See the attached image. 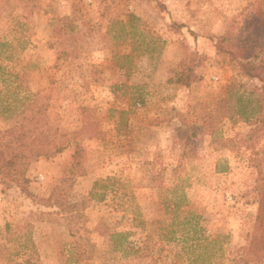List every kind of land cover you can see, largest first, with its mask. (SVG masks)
I'll list each match as a JSON object with an SVG mask.
<instances>
[{"label":"rangeland","instance_id":"rangeland-1","mask_svg":"<svg viewBox=\"0 0 264 264\" xmlns=\"http://www.w3.org/2000/svg\"><path fill=\"white\" fill-rule=\"evenodd\" d=\"M0 43V264H264V89L221 52L264 44V0H0ZM22 103L67 145L29 194L8 167Z\"/></svg>","mask_w":264,"mask_h":264},{"label":"trees","instance_id":"trees-1","mask_svg":"<svg viewBox=\"0 0 264 264\" xmlns=\"http://www.w3.org/2000/svg\"><path fill=\"white\" fill-rule=\"evenodd\" d=\"M225 39L226 37H223L220 41H225ZM238 39V41H244L242 37H238ZM0 46H2L1 43ZM233 47L236 46L230 45V49H221V52L228 54L234 60H238L241 74L245 78L260 81L264 89V44L257 45L248 50L249 52H245L246 49L243 47L234 51L232 49ZM194 56L193 53L187 54V57H189V63H187L185 69L182 70L178 79V83L184 87H190L198 79L194 66ZM21 106V113L24 115V123H22L19 129L16 141L10 146L8 167L13 182L21 188L23 193L29 194L26 189V183L28 182L26 179V173L29 166L40 158L48 159L60 154L67 145L65 144V140L61 139L65 135L59 134L58 130L51 125L49 118L46 115V109L42 105H38L37 103L23 105L22 103ZM262 118L261 122L264 121V117ZM90 128V125H85L84 130H91ZM177 131L179 134L185 133L182 129H178ZM0 176H3L1 168ZM115 183L116 179L113 177H108L104 180L95 182L91 191V196L96 197L99 194L98 191L106 190L108 189L109 184L115 185ZM59 188L60 187L58 186L55 188L49 202L51 203L55 198V204H51L56 205L63 212L68 213L73 218L81 219L83 215L79 210L85 208V203L81 202L64 205L61 199L58 196L56 197L55 192ZM178 207L179 201L178 198H176V200L173 201V208L177 209ZM257 221H264V195L261 197V202L259 204ZM128 236L129 233L115 232L111 234L110 238L111 241L123 246L124 243L127 242ZM227 237L228 236L226 235H216L213 238H210L201 233L200 240L206 247L212 243H216L219 239Z\"/></svg>","mask_w":264,"mask_h":264}]
</instances>
